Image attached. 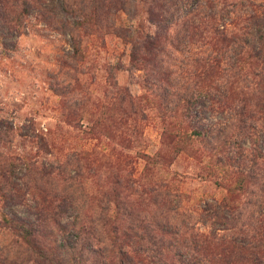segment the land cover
<instances>
[{"label":"rangeland","instance_id":"1","mask_svg":"<svg viewBox=\"0 0 264 264\" xmlns=\"http://www.w3.org/2000/svg\"><path fill=\"white\" fill-rule=\"evenodd\" d=\"M118 1L123 10L110 17L114 31L105 35L103 42L85 37L86 62L78 66L70 58L74 52L72 23L79 14L72 0L69 5L65 0H43L63 29L53 30V25L38 23L34 18L37 11H32L27 35L2 27L7 50L3 52L0 44V120L13 127V150L32 152L39 169L28 172L22 165L15 171L19 177L16 181L23 192H27L25 182L30 186L35 182L62 198L63 223L73 241L78 240L74 230L86 228L85 246L93 245L95 258L91 259L95 264H111L113 255V233L105 225L107 209L110 214L117 212L124 224L143 237L161 224L179 229L193 227L240 243L251 234L257 219L264 220V104L260 111L256 108L252 118L241 122L219 103L203 100L198 108V125L194 124L208 132V137L170 141L172 138L165 135L167 118L165 121L163 109L167 99L178 101L176 85L185 83L180 75L190 66L182 65L192 56L193 48L168 47L173 66H151L163 74L147 75L143 68L149 66L132 61L133 57L139 61L136 41L143 48L136 30L155 34V28L143 4ZM254 1L264 4V0ZM74 36L81 39L84 34L74 32ZM118 86L133 97L146 95L150 99L145 106L147 118L140 119L135 129L118 124ZM79 101L98 121L94 134L85 119L78 128L67 122V108ZM182 132L190 135L188 129ZM236 142L244 149L238 150L230 162L234 166L245 162L244 168H252L257 175L244 184L242 191L233 193L238 175L221 164L223 158L216 148ZM253 150L259 157L255 163L251 161ZM157 153L160 158L152 161ZM240 153L243 161L237 158ZM83 154L88 160L79 163L76 157ZM130 178L141 191L165 183L169 188L138 202L132 191L124 188ZM15 201L0 198V211L16 218H32L33 209ZM26 202L33 205L29 196ZM17 235L0 230V264L50 263ZM52 254L50 260L56 264L68 257L56 251ZM180 254L182 260L194 259L187 248H181Z\"/></svg>","mask_w":264,"mask_h":264},{"label":"trees","instance_id":"2","mask_svg":"<svg viewBox=\"0 0 264 264\" xmlns=\"http://www.w3.org/2000/svg\"><path fill=\"white\" fill-rule=\"evenodd\" d=\"M137 1L143 4L149 23L155 28V34L136 30L137 39L143 48L136 41L134 46L140 62L135 57L132 61L141 63V66H149L150 69L143 68L147 75L163 74L162 71L151 69L154 66H173L168 47L174 46L178 50L180 46L190 45L193 48L192 56L182 65L190 66L180 75L185 83L176 85L180 92L176 95L178 101L167 99L163 109V117L167 118L165 135L172 138L170 141L182 139L183 142H188L193 136L195 139L208 137V132L197 129L194 124H197L198 108L203 100L219 103L238 116V121L241 122L252 118L256 108L261 110L264 104V4H258L254 0ZM65 3L69 5L70 0H65ZM72 3L79 14L72 23L74 52L70 58L78 66L86 62V51L83 48L85 37H97L103 42L105 35L114 31L110 17L114 13H121L123 6H120L118 0H72ZM32 11H37L34 18L38 23L48 27L53 25V30L64 28L56 19L57 16L43 5V0H0V44L3 52L7 50V44L2 27L20 36L27 35L29 23L32 24ZM74 32H81L84 37L78 39ZM165 76L167 79L169 74ZM117 89L119 97L116 110L119 111L118 116L119 113L121 115L118 117V124L127 129H135L140 119L147 118L145 106L150 99L146 95L133 97L129 92L120 90L119 86ZM85 106L80 101L75 106H69L67 122L73 128H78L81 120L85 119L91 125L89 130L94 134L98 129V121L85 110ZM185 129L189 130L190 135L182 132ZM12 135L13 127L0 120V198L4 197L5 201L15 198V203H26L33 209L31 214L34 220L16 218L0 211V230L18 233L20 241L48 260L49 264H56L50 260L53 251L68 256L67 260L58 264H95L91 259L95 258L93 245L85 246L88 234L86 228H76L74 231L78 240L73 241L72 233L64 225L62 198L48 192L47 188L34 184L35 182L32 186L25 182L27 192H23L17 182V168L23 165L28 172L39 169L32 152L25 149L13 150L10 140ZM244 135L247 137L248 134ZM238 144L236 142L216 148L219 149L221 159L223 158L222 161L218 159L219 163L221 161L231 171L233 168L232 174L238 175L233 193L242 191L244 184L250 183L252 177L257 175L252 168L248 171L247 166L244 168L245 162H241L242 166L238 163L239 166H234L230 162L238 150L242 152L244 149ZM42 145L41 147L48 148V145ZM251 152V161L255 163L259 157L254 154V150ZM85 155H77L76 160H88ZM242 157L241 153L237 156L239 160ZM263 157L261 155V159ZM154 158H160V153L150 159L153 161ZM124 183V188L131 190V195L138 202H145L148 197L152 199V195L158 190L169 188V184L165 183L141 191L131 178ZM119 184L123 186V183ZM27 196L33 205L26 202ZM107 211L105 225H109V230L113 233L111 264H264V220L257 219L251 234L237 243L212 233L204 234L193 227L179 229L161 224L149 229L147 236L143 237L132 226L124 224L123 217H119L117 212L110 214V209ZM181 248H187L194 259L182 260Z\"/></svg>","mask_w":264,"mask_h":264}]
</instances>
